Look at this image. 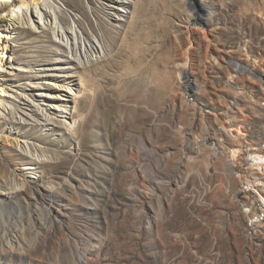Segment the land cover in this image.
<instances>
[{
    "label": "rangeland",
    "instance_id": "rangeland-1",
    "mask_svg": "<svg viewBox=\"0 0 264 264\" xmlns=\"http://www.w3.org/2000/svg\"><path fill=\"white\" fill-rule=\"evenodd\" d=\"M82 1L86 13L40 0L52 41L20 30L27 19L0 27V157L11 179L1 174L0 191L22 173L57 197L0 209V240L23 242L0 250V264H264V219L252 224L240 198L264 147V0ZM96 6L118 26L117 46L102 38ZM62 159L72 162L56 170L66 186L51 170Z\"/></svg>",
    "mask_w": 264,
    "mask_h": 264
},
{
    "label": "bare ground",
    "instance_id": "bare-ground-1",
    "mask_svg": "<svg viewBox=\"0 0 264 264\" xmlns=\"http://www.w3.org/2000/svg\"><path fill=\"white\" fill-rule=\"evenodd\" d=\"M75 1L77 2V5H76V3H74L73 0H67L68 4L76 5V6H78V8H80L82 11H84L86 13V8L84 6V2L82 0H75ZM118 1H120V0H118ZM39 2H40V0H0V27L3 26L7 30L9 27V24L16 22L17 19H22L23 21H24V19L25 20L27 19V21L24 23V26L19 27L20 30L24 29V30L33 31L35 33H38L37 35L39 38L43 39L42 41H52V38L47 33V26H49V25L44 26V24H43V23H48V24L50 23L49 18L52 17L51 10H49L47 8L44 10L42 8L43 14L39 13V10L37 8L38 4H40ZM33 4H34V8L31 9V12L29 13L28 11H26V9L30 8V5H33ZM94 12L98 16L100 29H102V31H103L102 38L105 40V42L107 41V38H108L111 41L113 46H117V43H118L119 38H120V34L115 29H117L118 26L115 23H111L109 21L106 22L104 16L101 15L102 14L101 12L105 13L106 15H110L111 13L105 11L104 8H100L98 6L95 7ZM136 13L137 14L140 13L139 9H138V11H136ZM36 16H37V18H39V22L37 21V23H39V25L34 24L36 22V18H35ZM136 18H137V16H136ZM60 20H61V22H66V17L64 15H61ZM136 20L134 22V25L138 24V22L136 23ZM26 24H29V26H26ZM202 24L204 27H207V28L209 27V23H202ZM51 26H52V24H51ZM94 31L97 34H99L98 29L96 27L94 28ZM58 34L59 35L62 34V36H65L63 33H60V31ZM0 39H1V37H0ZM8 46L9 45H7V44L4 45V48L0 51V65H2L4 62V52L6 51ZM40 47H39L40 50L43 48L45 49L44 46H42L41 48ZM87 48L88 49L90 48V46L88 44H87ZM11 50H12V48H11ZM82 52H83V50H82ZM168 59H169V56L163 57V60H168ZM177 64L179 65V67H182L186 63H185V61H178ZM235 64L237 65L238 68L241 67L240 64H238L236 62H235ZM100 65L104 66L103 64H98V65H96V66H94V67H92L86 71V76L90 81L95 78V75H94L95 73L103 74L105 68L101 67ZM20 72H23L24 74H28V76L26 75L27 77H32L35 74L33 71H28V70H21ZM249 72H251L254 76L259 78V80H260V78H261L260 75H257V72L253 71V69H250ZM105 73H108V72H105ZM153 77L155 80H159L161 78L157 72L153 74ZM20 86H22V84ZM33 87H35V86H33ZM155 88H156V90H158V92L162 93V90H164V84H162L161 82H158L156 84ZM4 90L5 89L3 88V90H1V91L3 92ZM9 97H11V96L9 95ZM139 99H140L139 101H141V100L147 101V102H154L155 101V98H153L152 96L151 97H143V98H139ZM5 101L6 100L4 99L3 94L0 93V107L8 108ZM82 116H83L82 114H79V115H76V117H75L74 123L75 124L78 123L77 128L73 127L74 123H70V127L71 128L73 127L75 129V131L79 132V133H81L82 127L84 125V118ZM11 121H13V123H17V122H15L14 119H12ZM1 124H2V121H0V126H1ZM65 146H68V145H65ZM257 149L260 150L259 148H257ZM254 158L257 161L256 164L258 165V167L259 168L262 167L264 169V155L261 153H258V154H255ZM38 163H41V161H38L35 159L32 161V163H31L32 165H30V167L34 168L33 164H38ZM42 163H44V162L42 161ZM8 165L9 164L7 163V157L4 156L3 159L0 157V176L2 174V177H4L7 181L10 182L11 179L9 178V174L7 171ZM68 166H70V167L72 166V162L69 161V159H62V161L59 162L58 164L52 165L51 170H52V172H54L53 173L55 175L54 179H55L57 184L62 185V186H66L69 184V180H70L69 177L68 178H67V176L59 177L56 174V170L58 168L68 167ZM263 172H264V170H263ZM16 175H20V179H19L20 183H17V185L15 184V186L13 187V191H11V192L0 191V209L1 210H3L4 208H7L8 206H15V207H20V208L21 207H24V208H26V207H42V203H44V201H46V199H49L51 204H53L52 202L56 201L57 197L53 193V187H51L50 185L45 184L42 180H39V182H34L31 179L26 178L24 176V174H22V173H18ZM258 175H260V174H258ZM252 177L256 178L255 180H259V177L257 176V174L254 171H252ZM3 185H4V183L3 184L0 183V186H3ZM48 207L50 210V215L53 217L52 214H53L54 208H53V206H50L49 204H48ZM57 219L61 220L62 218L60 216L59 217L57 216ZM35 221L36 220H34V214H29L28 222H29V224H31L30 226L32 228H36L39 230L40 224L39 223L37 224ZM18 225H20L21 227L24 226L21 224H18ZM5 230H6V232L3 235L6 237L8 235V230H7V228ZM16 241L17 242H15L13 239H11L9 237L6 240H3V239L0 240V250L1 251H2V249L6 250L5 246H7V245L11 246V247H14L15 244H18L20 246L23 245L22 239H20V237Z\"/></svg>",
    "mask_w": 264,
    "mask_h": 264
},
{
    "label": "built area",
    "instance_id": "built-area-1",
    "mask_svg": "<svg viewBox=\"0 0 264 264\" xmlns=\"http://www.w3.org/2000/svg\"><path fill=\"white\" fill-rule=\"evenodd\" d=\"M260 148L262 149L259 151L255 150L256 148L253 150L264 155V147ZM251 161L253 166L249 167L247 175H244V189L240 193V198L243 204V209L250 215L249 218L253 219L252 224H257V222L264 219V169L262 167L259 168L256 164L254 165L255 161L252 158ZM250 171H254L261 181L255 180L256 178L251 177Z\"/></svg>",
    "mask_w": 264,
    "mask_h": 264
}]
</instances>
